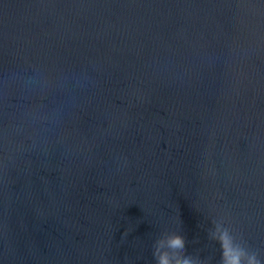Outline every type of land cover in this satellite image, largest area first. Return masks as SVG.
Instances as JSON below:
<instances>
[{"label": "water", "instance_id": "water-1", "mask_svg": "<svg viewBox=\"0 0 264 264\" xmlns=\"http://www.w3.org/2000/svg\"><path fill=\"white\" fill-rule=\"evenodd\" d=\"M0 264H264V0H0Z\"/></svg>", "mask_w": 264, "mask_h": 264}]
</instances>
